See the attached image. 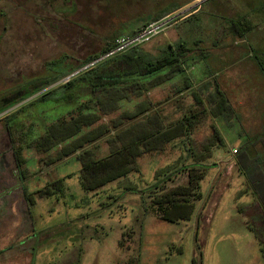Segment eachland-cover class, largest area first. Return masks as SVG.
Masks as SVG:
<instances>
[{
	"label": "rangeland",
	"instance_id": "rangeland-1",
	"mask_svg": "<svg viewBox=\"0 0 264 264\" xmlns=\"http://www.w3.org/2000/svg\"><path fill=\"white\" fill-rule=\"evenodd\" d=\"M225 2L229 0L211 1L178 27L170 23L137 46L158 56L181 38L190 49L184 72L149 94L154 102L162 101L159 108H165L167 122L193 107L192 89L206 100L205 92L214 91L220 81L214 41L224 36L211 7ZM183 4V0H0V264H264V169L251 170L254 161L255 166L264 165L258 159L264 158V111L251 109L250 95H228L227 113L206 117L173 148L143 154L132 172L96 190L83 188L77 155L86 149L95 158L107 156V138L57 161L58 149L39 152L30 143L53 119L68 117L76 105L43 96L119 52L46 86L50 77L73 69L101 53L113 38L161 20ZM174 17L163 20L174 22ZM187 79L194 87L177 94ZM205 84L213 89H204ZM76 94L80 102L91 97L81 85ZM169 96L173 101L165 103ZM144 98L133 95L121 111L136 108ZM118 115L112 113L105 120L109 123ZM213 126L225 144L199 155ZM16 149L26 161L22 168L16 166ZM195 163L200 167L195 173L203 175L202 197L190 199L191 217L162 219L154 199L186 184L188 168ZM20 169L26 176L23 182ZM48 189L53 193L46 194Z\"/></svg>",
	"mask_w": 264,
	"mask_h": 264
},
{
	"label": "trees",
	"instance_id": "trees-1",
	"mask_svg": "<svg viewBox=\"0 0 264 264\" xmlns=\"http://www.w3.org/2000/svg\"><path fill=\"white\" fill-rule=\"evenodd\" d=\"M114 39L108 42L101 53L81 62L73 69L66 68L55 77H50L46 86L111 53L114 50ZM189 51L183 41L168 45L158 56L146 54L136 46L91 65L79 76L69 79L43 96V99L50 101L76 102V105L68 113V117L53 119L43 134L34 138L33 134H27L33 138L30 143H34L39 152L47 153L58 149V156L54 160L57 161L71 157L87 145L107 138L110 147L107 156L95 158L92 152L86 149L77 155L81 162V184L85 190H96L126 176L135 169L137 159L143 154L175 147L174 143L189 136L203 119L208 116L217 118L231 109V103L218 83L214 91H204L208 94L204 100L199 91L192 89L194 83L187 79L177 88V94L192 89L195 104L179 119L167 122L165 108H159L162 101L154 102L149 94L164 83L174 81L177 74L184 72ZM80 85L91 92V97L81 102L76 94ZM211 88L213 89L210 84L204 85V89ZM133 95L137 99L143 96L145 98L137 103L136 108L121 111L122 104L131 101ZM171 101V96L165 99V103ZM116 112H119V115L107 123L106 117ZM212 128V135L199 155H202V152L209 153L218 144H225L216 126ZM8 132L10 133V129ZM13 152L16 166L22 168L26 161L21 151L16 149ZM199 168L198 164H191L186 184L179 185L154 199L162 219L176 222L191 217L194 203L190 199L202 197L200 180L203 175L195 173ZM20 173L23 182L25 172L20 169ZM56 183L61 184L62 180H57ZM45 193L52 194L53 191L48 189ZM29 199L32 201V198Z\"/></svg>",
	"mask_w": 264,
	"mask_h": 264
},
{
	"label": "crops",
	"instance_id": "crops-1",
	"mask_svg": "<svg viewBox=\"0 0 264 264\" xmlns=\"http://www.w3.org/2000/svg\"><path fill=\"white\" fill-rule=\"evenodd\" d=\"M183 1V5L162 15L161 20L175 16L174 22L173 18H170L171 23L178 27L182 23L181 20L186 21L200 13L205 4L214 0ZM187 10L188 12L185 13ZM211 11L212 14L218 16L214 20L221 26L224 36L214 41V47L218 48L220 64L218 84L221 91L226 96L250 95L251 109L254 112L264 111V0H229L216 7L212 6ZM216 22L213 21V23ZM147 24L150 22L138 26L128 36L139 32ZM179 42L181 38L175 45ZM261 146L264 149V144ZM258 159L259 161L264 160L263 157ZM255 163L256 161L251 163V170L264 169V165L255 166ZM261 175L264 181V173ZM251 177V183L256 185L258 181L254 178V173L253 175L251 173Z\"/></svg>",
	"mask_w": 264,
	"mask_h": 264
},
{
	"label": "built area",
	"instance_id": "built-area-1",
	"mask_svg": "<svg viewBox=\"0 0 264 264\" xmlns=\"http://www.w3.org/2000/svg\"><path fill=\"white\" fill-rule=\"evenodd\" d=\"M170 23L171 19L161 20L158 22L147 24L139 32L131 36H118L113 41V51L120 52L146 43L150 41L155 35H157L164 27H167Z\"/></svg>",
	"mask_w": 264,
	"mask_h": 264
}]
</instances>
